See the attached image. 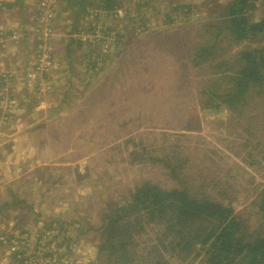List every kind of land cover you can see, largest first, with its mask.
<instances>
[{"label":"rangeland","instance_id":"obj_1","mask_svg":"<svg viewBox=\"0 0 264 264\" xmlns=\"http://www.w3.org/2000/svg\"><path fill=\"white\" fill-rule=\"evenodd\" d=\"M9 1L3 5L10 7ZM15 1L20 5L0 13V33L21 31L14 41L28 52L29 64L11 89L0 92V264H107L100 249L104 218L147 184L206 191L235 210L249 236L262 233L257 200L264 187V99L251 94L233 109L218 97L228 88V62L254 45L223 31L215 58L198 55L214 40L211 32L218 33L206 26L223 20L230 0H114L122 9L90 10L76 24V9L62 11L70 6L66 0H47L64 35L56 52L57 35L51 45V57L64 67L57 61L48 74L34 71L37 16L45 10L36 3L45 0ZM248 16L261 20L264 0ZM12 18L19 26L4 28ZM94 26L106 41L79 48L69 38ZM69 60L79 67L70 73ZM4 65L1 60L0 78L4 70L13 73ZM58 68L54 85L45 78ZM29 73L37 78L28 79ZM42 98L57 106L48 114L52 125L37 132V124L33 130L27 123L41 118L31 110ZM14 101L6 114L5 105ZM16 119L26 124L17 133ZM44 138L56 142L38 149ZM22 237L28 241L22 244ZM154 238L149 228L134 236L141 247ZM17 240L18 250L12 248Z\"/></svg>","mask_w":264,"mask_h":264},{"label":"trees","instance_id":"obj_2","mask_svg":"<svg viewBox=\"0 0 264 264\" xmlns=\"http://www.w3.org/2000/svg\"><path fill=\"white\" fill-rule=\"evenodd\" d=\"M258 1L262 0H230L223 20L206 26L218 32L217 35L211 32L214 40L198 50L201 57L215 58L220 53L217 43L223 31L236 42L254 45L238 52L231 64L228 62V88L218 97L220 105L227 104L233 109L245 106L251 94L257 100L264 99V16L258 21L248 16ZM66 2L69 10H77L75 24L89 15L90 10L110 14L115 8L122 9L119 1L115 4L114 0ZM142 6L145 5L139 4ZM186 6L191 10L190 4ZM179 9L176 6L172 11ZM76 40L72 41L83 46ZM15 79L16 76L13 83ZM208 94L215 95L213 89ZM199 191L194 195L187 188L166 191L147 184L131 195L104 218L100 249L106 252L107 264H264V187L257 200L263 231L255 237L249 236L248 226L232 207L215 201L211 195H203L206 191ZM146 228L155 238L141 247L134 236Z\"/></svg>","mask_w":264,"mask_h":264},{"label":"crops","instance_id":"obj_3","mask_svg":"<svg viewBox=\"0 0 264 264\" xmlns=\"http://www.w3.org/2000/svg\"><path fill=\"white\" fill-rule=\"evenodd\" d=\"M6 0H0V13L3 11V10H7V11H10L11 9L12 10H14L15 8H16V6H17V4H18V6L20 5V3H17L15 0H12V1H9L8 2V4H11L10 5V7H5L3 4H5L6 2H5ZM15 2V3H14ZM39 3V2H38ZM38 3H36L37 4V6H40L41 5V3H47L49 6H52V4L49 2V1H47V0H45V1H43V2H40L39 3V5H38ZM62 11H69V9H62ZM19 24H20V22L19 21H17L16 20V18H12V20H8L7 21V23H5V24H2V26H4V28H15V26H19ZM24 26V25H23ZM25 26H27L28 27V25L26 24ZM57 29V28H56ZM56 32V34H55V38H56V35L58 36L57 37V40H56V42H54L55 43V52H56V49L59 47V46H61V43H60V39H62V36H64L63 34H61V32H59V30H55ZM15 33L17 36H16V38H8L7 39V41H6V43L4 44V47H2V52H0L1 53V55H0V58L2 57V59L1 60H3V62L5 63V65L4 66H6V67H8V68H10L11 70H13L12 72L13 73H15V75H17V73H18V75L19 74H21L24 70H25V68L27 67V64H29L28 63V61H27V59H28V57L26 56L27 55V51H25L24 49H22V50H20L19 48L21 47V45H19V44H15L16 43V41H14V39H17V38H20V36H21V31L20 32H18L17 30H14V29H10L9 30V33ZM75 36H77L75 33L74 34H71L70 33V35H69V38H72L73 40L75 39H77ZM55 38H54V40H55ZM13 39V40H12ZM53 40V41H54ZM64 40V39H63ZM77 41V40H76ZM154 41H156L157 42V39L156 38H154ZM72 42V41H71ZM58 43V44H57ZM148 45V44H147ZM20 46V47H19ZM85 45L83 44V46H81L80 45V47L79 48H82V47H84ZM65 47H67V45H65ZM72 47V46H71ZM71 47H69L68 46V50H67V52L68 53H71L70 51H71ZM156 48V47H155ZM79 54L81 53V52H78ZM55 54L53 53V55H52V68L54 69V65L57 63V61H58V65L60 66L61 65V67H64L63 65H62V63H63V61H62V59H57V61H56V58H55ZM0 60V61H1ZM76 62H78L77 60L74 62V63H76ZM60 67V68H61ZM71 67H74V70H76V69H78L79 67L78 66H76V65H74L73 66V64H71L70 63V60H69V62L66 64V69H67V72L68 73H70V68ZM60 68H58L57 69V71H54L53 72V74H52V76H50V77H46L45 79L48 81H52V80H54V75H57L58 74V72H59V70H60ZM52 79V80H51ZM55 80H58L59 81V79H55ZM53 81V82H55V84L54 85H56V83L58 82H56V81ZM69 80V79H68ZM17 84V83H16ZM9 86V88L11 89V84L10 85H8ZM13 86H14V84H13ZM56 91V90H55ZM94 91V90H93ZM14 93H16V92H14ZM91 93H92V91H91ZM17 94V93H16ZM13 96V95H12ZM19 96L20 97H26V95H20L19 94ZM53 97H55L56 98V96H53ZM33 98V96H31L30 95V98L29 99H32ZM35 98H36V100H39L38 99V96H35ZM64 99H66L67 100V98H63V100ZM27 100V99H26ZM48 99H46V98H42L41 99V102H39V103H37L36 105H35V110L33 109V110H31V112H33L32 113V115H35V112H38V115L41 117H39L40 119L38 120V121H30L29 123H27L28 124V126H29V129L30 128H33L34 126H35V124H37V132H40V127H41V125L43 126L45 123H48V124H51L52 125V122H53V120H52V118H49L50 116L48 115L49 114V111L51 110V108H56V106H57V103H54V101L52 100V102L50 101H47ZM55 106V107H54ZM21 112V110L18 112V114ZM40 112H41V114H40ZM60 115H64V113L62 114V112L60 113ZM42 119H44L45 121H41ZM15 120V119H14ZM12 122H13V119H12ZM39 122V123H38ZM41 122V123H40ZM19 121H17V119H16V121H15V126H17V128H15V131H16V133L17 132H19L18 130V127H25L26 126V124H23V126H20L19 124ZM34 129H36V128H33V130ZM42 129V128H41ZM45 131V130H44ZM48 139L47 138H44L43 140H42V142L44 141V146H40V145H38L37 144V148L39 147H46L47 145L48 146H52V143H53V145H54V143L56 142V140H54V141H52L50 138H49V141H47ZM24 143H26V142H24ZM27 144V143H26ZM38 148V149H39ZM13 162H16V160L15 159H13ZM12 163V162H11Z\"/></svg>","mask_w":264,"mask_h":264},{"label":"built area","instance_id":"obj_4","mask_svg":"<svg viewBox=\"0 0 264 264\" xmlns=\"http://www.w3.org/2000/svg\"><path fill=\"white\" fill-rule=\"evenodd\" d=\"M45 10L44 14H39L37 16V28L35 30L36 35H37V44H38V49H37V60L35 63V73L37 74H48L49 69L52 68V57H51V52H52V39L55 36V25H56V20H55V13L53 9L50 8L49 5L46 3H41V5ZM92 29V28H89ZM88 30V29H86ZM81 29V33L76 32L75 34L78 36V40L81 41L82 43L88 42V44L91 42L92 44H96L100 41H106L104 36L100 33V31H97L96 28H93L92 31H86ZM7 34V33H6ZM9 37L6 36L3 32L0 33V48L4 47V44L6 43L8 38H16L15 33H9ZM82 35H85V39H80ZM39 38V39H38ZM54 40V39H53ZM98 64V63H97ZM33 71V72H34ZM15 77V73H10L7 70H4L2 73V78H0V92L4 90V88L10 84L13 83L12 79ZM34 75L28 74V79H35ZM16 102L14 101L13 103H9L5 105L4 111H7L6 114H9L13 108L15 109ZM2 108V107H1ZM9 117V115H7ZM8 117H4V120H7ZM20 241L25 243L28 241L26 237H22ZM25 241V242H24ZM19 241H12V248H17L19 246ZM15 250V249H13ZM18 253V252H16Z\"/></svg>","mask_w":264,"mask_h":264}]
</instances>
